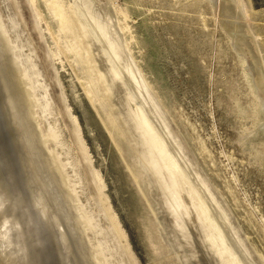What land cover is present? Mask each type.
Returning <instances> with one entry per match:
<instances>
[{"label":"rangeland","instance_id":"374dc122","mask_svg":"<svg viewBox=\"0 0 264 264\" xmlns=\"http://www.w3.org/2000/svg\"><path fill=\"white\" fill-rule=\"evenodd\" d=\"M230 4L0 0L62 264H264V0Z\"/></svg>","mask_w":264,"mask_h":264},{"label":"water","instance_id":"95a60500","mask_svg":"<svg viewBox=\"0 0 264 264\" xmlns=\"http://www.w3.org/2000/svg\"><path fill=\"white\" fill-rule=\"evenodd\" d=\"M0 264H62L46 200L1 73Z\"/></svg>","mask_w":264,"mask_h":264},{"label":"bare ground","instance_id":"6f19581e","mask_svg":"<svg viewBox=\"0 0 264 264\" xmlns=\"http://www.w3.org/2000/svg\"><path fill=\"white\" fill-rule=\"evenodd\" d=\"M231 1V6H230V8L232 9V10H236L237 12H239V13H245L246 12V6H244V0H230ZM230 3V2H229ZM228 9V8H227ZM229 29H233L232 31L233 32H236L235 30V27H233V25H232V27H230ZM231 33V32H230ZM233 34V33H232ZM235 34V33H234ZM232 37H234V41H238V40H240L241 38H239V37H236V36H234V35H232ZM246 37V36H245ZM248 39H250V38H247V40ZM251 39H252V43H253V45L255 46V49H256V51H258V46H257V43H256V40L253 38V37H251ZM250 41V40H249ZM236 45V44H235ZM237 48H238V50L239 51H245V50H247L246 48V46H244L243 44H241L240 45V43L238 42L237 43ZM249 50V49H248ZM255 51V50H254ZM249 52V51H248ZM244 53V52H243ZM257 55V54H256ZM259 58H261V57H259ZM262 61V60H261ZM260 61V62H261ZM263 63V62H262ZM259 68L260 69H258V73H257V77L255 78V80H254V84H256V86H257V89H258V93L260 94L259 95V97H261L262 99H263V101H262V104H261V107L264 109V68H262L261 66H259ZM17 74H19V73H17ZM23 81H25V80H23ZM26 83V82H25ZM29 83V82H28ZM27 84H25V86H26ZM29 85V84H28ZM27 85V87H29ZM31 85V84H30ZM32 86V85H31ZM23 92V91H22ZM25 92V91H24ZM23 92V93H24ZM164 156V155H163ZM165 157V156H164ZM166 158V157H165ZM164 160H166V159H164ZM163 160V161H164ZM168 163H169V161H168ZM166 165H167V163H165ZM173 164V163H172ZM168 166V165H167ZM166 166V167H167ZM171 168V167H170ZM174 168V167H173ZM129 186H130V188H131V190H132V193L134 194V196H136L137 197V194H136V192L135 191H133V189H132V186H131V184H130V182H129ZM181 188V187H180ZM183 189V188H182ZM188 193V192H187ZM177 194H179V193H177ZM181 195V194H180ZM190 195V199H191V203H192V205H195V206H197V198H196V196L195 195H193V194H189ZM183 196V195H182ZM139 197H137L136 198V203H139V199H138ZM180 198V197H179ZM189 198V197H188ZM185 199V198H184ZM180 200H181V198H180ZM185 202V201H184ZM181 203V202H180ZM186 203V202H185ZM185 203H184V205H185ZM181 204H183V202L181 203ZM198 207V206H197ZM240 263V262H239ZM237 264V263H236Z\"/></svg>","mask_w":264,"mask_h":264}]
</instances>
